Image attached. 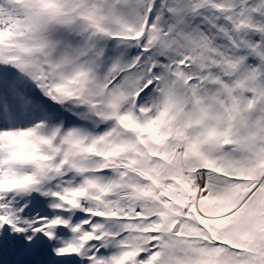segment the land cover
Returning <instances> with one entry per match:
<instances>
[{
    "label": "snow or ice",
    "instance_id": "6c2138e0",
    "mask_svg": "<svg viewBox=\"0 0 264 264\" xmlns=\"http://www.w3.org/2000/svg\"><path fill=\"white\" fill-rule=\"evenodd\" d=\"M0 264H264V0H0Z\"/></svg>",
    "mask_w": 264,
    "mask_h": 264
}]
</instances>
